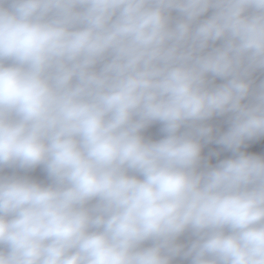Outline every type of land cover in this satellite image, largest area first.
<instances>
[{
  "label": "clouds",
  "instance_id": "clouds-1",
  "mask_svg": "<svg viewBox=\"0 0 264 264\" xmlns=\"http://www.w3.org/2000/svg\"><path fill=\"white\" fill-rule=\"evenodd\" d=\"M261 138L264 0H0V264H264Z\"/></svg>",
  "mask_w": 264,
  "mask_h": 264
},
{
  "label": "trees",
  "instance_id": "trees-1",
  "mask_svg": "<svg viewBox=\"0 0 264 264\" xmlns=\"http://www.w3.org/2000/svg\"><path fill=\"white\" fill-rule=\"evenodd\" d=\"M161 125L159 124H154L152 125L149 129L145 131V135L147 137H150L152 139H160L162 137V133L160 131ZM264 147V138H261L260 140L250 142L247 146V151L249 153H255L260 155L262 148ZM32 175L33 179H36L38 181H43L45 180V171L43 170L42 167H37L34 170L29 171ZM4 174L5 175H11L13 174L12 170L10 168H5L4 169Z\"/></svg>",
  "mask_w": 264,
  "mask_h": 264
},
{
  "label": "crops",
  "instance_id": "crops-1",
  "mask_svg": "<svg viewBox=\"0 0 264 264\" xmlns=\"http://www.w3.org/2000/svg\"><path fill=\"white\" fill-rule=\"evenodd\" d=\"M225 120H226V118H216L214 123L217 125V127L221 128L223 130H226L228 125L225 122ZM205 147H214L216 149V151L220 152V156L219 157H215V156L211 157V163H213V164L217 163L218 159H224V158H227V157H229L231 155V153L223 151L220 148L219 145H216L214 143L213 144H208ZM244 150L247 151V147ZM260 155H264V147L262 148ZM205 156H208V155H205ZM11 170L15 174H19V175H25L26 174V175H28V176H30L32 178V175H31L30 172L25 173L22 170H18V169H11ZM45 177H47L46 173H45ZM42 182H45V180L43 179ZM185 264H186V262H185Z\"/></svg>",
  "mask_w": 264,
  "mask_h": 264
},
{
  "label": "built area",
  "instance_id": "built-area-1",
  "mask_svg": "<svg viewBox=\"0 0 264 264\" xmlns=\"http://www.w3.org/2000/svg\"><path fill=\"white\" fill-rule=\"evenodd\" d=\"M216 151L214 147H205L204 149V155H209L210 152ZM47 181V177L45 179V182Z\"/></svg>",
  "mask_w": 264,
  "mask_h": 264
},
{
  "label": "water",
  "instance_id": "water-1",
  "mask_svg": "<svg viewBox=\"0 0 264 264\" xmlns=\"http://www.w3.org/2000/svg\"><path fill=\"white\" fill-rule=\"evenodd\" d=\"M248 152V151H247Z\"/></svg>",
  "mask_w": 264,
  "mask_h": 264
}]
</instances>
